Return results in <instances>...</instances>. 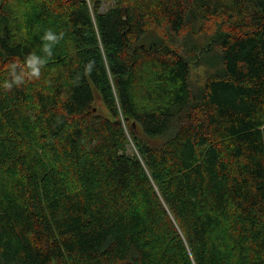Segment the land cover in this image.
Instances as JSON below:
<instances>
[{"label": "trees", "instance_id": "1", "mask_svg": "<svg viewBox=\"0 0 264 264\" xmlns=\"http://www.w3.org/2000/svg\"><path fill=\"white\" fill-rule=\"evenodd\" d=\"M0 264H264V0H0Z\"/></svg>", "mask_w": 264, "mask_h": 264}, {"label": "clouds", "instance_id": "2", "mask_svg": "<svg viewBox=\"0 0 264 264\" xmlns=\"http://www.w3.org/2000/svg\"><path fill=\"white\" fill-rule=\"evenodd\" d=\"M63 33L57 34L52 29H48L42 36L43 46L41 51L43 55L36 52L29 53L23 61V67L17 71V65L13 64L10 68L11 79L3 83L4 89H11L14 85L19 86L25 82V79H39L41 70L46 63V59L53 55V47L63 37ZM89 70L91 65L88 66Z\"/></svg>", "mask_w": 264, "mask_h": 264}, {"label": "rangeland", "instance_id": "3", "mask_svg": "<svg viewBox=\"0 0 264 264\" xmlns=\"http://www.w3.org/2000/svg\"><path fill=\"white\" fill-rule=\"evenodd\" d=\"M111 5V3H108V2H104L103 5H102V10H106L109 6ZM211 32V30H207L206 33L202 34V38L198 39L197 42H204L205 39H206V35ZM194 74L197 73V71H193ZM95 109H96V112L105 117V118H110V114L109 112L107 111V109L101 104V102L96 98L95 100ZM138 131V130H137ZM129 142H131V140L129 139ZM132 151H134L133 149V145L132 144H129L128 148H127V153H131Z\"/></svg>", "mask_w": 264, "mask_h": 264}]
</instances>
